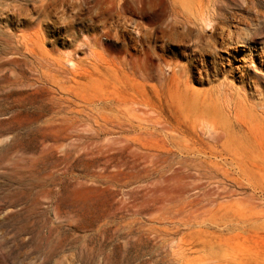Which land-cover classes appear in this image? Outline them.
<instances>
[{"label":"rangeland","instance_id":"374dc122","mask_svg":"<svg viewBox=\"0 0 264 264\" xmlns=\"http://www.w3.org/2000/svg\"><path fill=\"white\" fill-rule=\"evenodd\" d=\"M0 264H264V0H0Z\"/></svg>","mask_w":264,"mask_h":264},{"label":"bare ground","instance_id":"6f19581e","mask_svg":"<svg viewBox=\"0 0 264 264\" xmlns=\"http://www.w3.org/2000/svg\"><path fill=\"white\" fill-rule=\"evenodd\" d=\"M201 6V5H200ZM202 7V6H201ZM121 8H124V9H126V6H122ZM144 9V8H143ZM142 9V10H143ZM202 10H204L203 8H202ZM205 21V20H204ZM166 34V32H164V35ZM152 38L150 39V40H148V38L147 39H145L146 41H152V40H158V36L156 37V35L154 34H152ZM143 44H145V43H143ZM227 44V42H226V40H224L223 41V44L222 45H226ZM213 47H215V49H216V47H217V45H213ZM151 65H153L152 63L148 66V67H146L147 68V70L151 67ZM186 68L184 67L183 68V71H184V73H186ZM147 76H149V74H147ZM175 81H176V84H177V86H180V87H183V86H185L187 83H188V79H186L183 75H181L179 78H177V79H175Z\"/></svg>","mask_w":264,"mask_h":264}]
</instances>
